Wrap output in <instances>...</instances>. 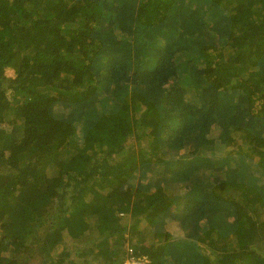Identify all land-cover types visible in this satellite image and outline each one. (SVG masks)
I'll list each match as a JSON object with an SVG mask.
<instances>
[{"label":"trees","instance_id":"1","mask_svg":"<svg viewBox=\"0 0 264 264\" xmlns=\"http://www.w3.org/2000/svg\"><path fill=\"white\" fill-rule=\"evenodd\" d=\"M132 257L264 264V0H0V264Z\"/></svg>","mask_w":264,"mask_h":264},{"label":"clouds","instance_id":"2","mask_svg":"<svg viewBox=\"0 0 264 264\" xmlns=\"http://www.w3.org/2000/svg\"><path fill=\"white\" fill-rule=\"evenodd\" d=\"M131 259H134L135 264H140L139 262H147L146 264L149 263V261L147 259H145V260H139L138 258L132 257V258H128L127 261L124 264H129L130 261H131Z\"/></svg>","mask_w":264,"mask_h":264},{"label":"rangeland","instance_id":"3","mask_svg":"<svg viewBox=\"0 0 264 264\" xmlns=\"http://www.w3.org/2000/svg\"><path fill=\"white\" fill-rule=\"evenodd\" d=\"M171 230L175 233L174 235H176L177 237L179 236L180 234V231L177 230L176 226L174 225ZM140 264H146L147 262H139Z\"/></svg>","mask_w":264,"mask_h":264},{"label":"built area","instance_id":"4","mask_svg":"<svg viewBox=\"0 0 264 264\" xmlns=\"http://www.w3.org/2000/svg\"><path fill=\"white\" fill-rule=\"evenodd\" d=\"M129 264H135V261L134 259H131L130 263Z\"/></svg>","mask_w":264,"mask_h":264}]
</instances>
